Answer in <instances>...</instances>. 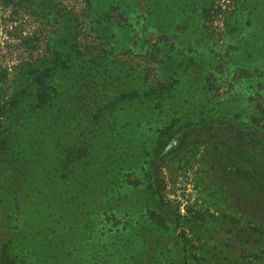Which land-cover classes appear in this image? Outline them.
<instances>
[{
	"label": "trees",
	"instance_id": "trees-1",
	"mask_svg": "<svg viewBox=\"0 0 264 264\" xmlns=\"http://www.w3.org/2000/svg\"><path fill=\"white\" fill-rule=\"evenodd\" d=\"M3 2L38 22L41 29L30 42L38 49L44 35L46 47L40 59L13 66L18 72L0 62V264H31L29 251L16 246L29 235L27 222L20 225L14 217L24 194L54 198L44 184L68 183L74 164L85 157L94 179L76 188H95L85 193L102 195L107 219L124 205L125 182L150 190L157 200L152 208L147 205L143 230L154 226L167 234L173 247L162 248L174 252L180 264H264V123L255 114L250 121L222 119L227 132L208 141L216 149L222 146L219 155L228 159L223 170L229 168L222 197L207 218L218 227L208 232L210 243L204 240L201 211L193 217L196 227L179 229L187 215L174 214L158 201L163 192L157 159L171 144L174 127L167 120L186 101L196 103L194 93L179 100L180 81H191V89L203 74L212 77L202 57L181 47L187 38L193 47L198 43L190 35L206 8L198 0H80V9L68 10L60 0ZM137 48L144 53L138 55ZM148 53L154 62L135 60ZM70 136H80L81 146H71ZM140 163L147 170L144 179L128 178ZM130 250L125 245L118 250L125 254L118 264L133 263Z\"/></svg>",
	"mask_w": 264,
	"mask_h": 264
},
{
	"label": "rangeland",
	"instance_id": "rangeland-1",
	"mask_svg": "<svg viewBox=\"0 0 264 264\" xmlns=\"http://www.w3.org/2000/svg\"><path fill=\"white\" fill-rule=\"evenodd\" d=\"M127 1L132 3L134 0ZM60 2L67 10L82 7L80 0ZM198 2L202 4L201 8L207 10L200 13V21L195 24L196 31L190 35L198 43L194 42L193 47L187 38L181 47L189 54L195 52L202 57L203 68L212 71V77L207 80L210 73L203 74L202 80L191 89V81L186 84L185 80L180 81L179 91L184 93L179 95V100L190 98V94L194 93L196 103L190 106L186 101L176 114L171 112L167 120H171L170 124L174 127L170 131L173 134L171 144L157 159V164L161 165L159 176L163 192L158 201L174 214L178 210L187 215L185 222L177 224L179 229L196 227L199 223H195L193 217L201 211L206 217L203 228L207 238L204 240L210 243L208 232L218 227L207 218L215 210L216 198L222 197V186L228 179L229 168L223 170L228 159L219 155L222 146L216 149L208 141L216 140L227 132L220 122L222 119L223 122L230 119L250 121L255 114L264 123V0ZM39 29L41 27L35 19L24 15L23 11L14 13L11 6H5L0 0V62L10 71L18 72L13 66L22 59H40L46 47L44 35L38 49L30 42L35 30ZM25 37L29 41L24 40ZM136 53H144V49L137 48ZM135 60L154 62L151 53L145 58L140 55ZM213 116V120L210 119ZM200 122H203L202 126ZM67 140L71 146H81L80 136H70ZM145 154L146 160L152 158L149 143L146 144ZM88 160L85 157L74 164V175L68 183L57 180V185L49 184L48 188L44 184L43 189L52 192L54 198L45 200L33 192L22 197L21 207L14 217L19 218L17 223L20 225L27 222L29 235L27 239L18 241L22 244L16 246L29 251L27 260L31 264H118V260L125 256L124 253L120 255L118 250L125 245L131 248V260L135 264H180L173 257L174 252L162 248L163 245L173 247L167 234L160 233L154 226L143 230L147 224L143 225L147 218V205L152 208L151 204L157 200L150 190L125 182L120 195L124 205L107 219L101 205L102 195L96 192L89 198V192L85 191H95V188H76L78 182L94 179L85 166ZM141 166L140 163L128 178L138 176L144 179L147 170H141ZM144 166L148 164L144 163ZM122 179L127 177L122 176ZM67 190L69 192L65 193ZM61 191V196L57 195ZM72 195L80 197L81 201H74ZM76 202H82V205L78 208ZM218 203L227 207V203ZM185 241L196 245L194 238L187 237ZM133 263L127 261V264ZM189 264H196V260Z\"/></svg>",
	"mask_w": 264,
	"mask_h": 264
}]
</instances>
